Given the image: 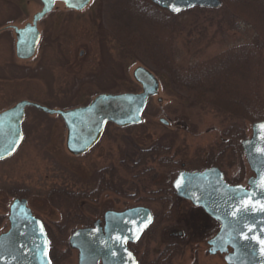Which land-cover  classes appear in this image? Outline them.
<instances>
[{
  "label": "rangeland",
  "instance_id": "rangeland-1",
  "mask_svg": "<svg viewBox=\"0 0 264 264\" xmlns=\"http://www.w3.org/2000/svg\"><path fill=\"white\" fill-rule=\"evenodd\" d=\"M19 3L20 19L17 22L23 26V22H29L34 12L41 8V4L39 0L30 3L20 0ZM150 5V0H92L85 9L77 12L56 3L55 10L42 21V37L34 57L25 60L14 57L15 37L12 40L8 33H0V111L23 99L51 108L67 109L86 105L95 95L103 92H138L141 86L135 81L132 71L140 64L150 69L160 82L159 93L149 99L143 114L144 121L140 125L120 128L108 124L100 142L81 156L67 151L66 129L57 115L26 107L22 123L24 139L14 155L0 162V213H6L14 195L12 192L10 195L5 187L15 185L21 195L26 194L35 213L46 219L56 218L64 208L51 205L47 200V191L51 187L90 192L96 186L97 171L113 167L115 179L119 176L123 185L122 194L106 190L96 201L86 200L82 208L89 217L94 219L107 209L122 210L140 205L157 213H167L163 210H172L174 205L179 214L189 217V230L184 228L186 244L173 262L227 264L222 254L208 252L207 240L217 230L215 221L213 226L203 211L181 197H175V201L167 206L150 198L151 193L163 187L161 185H167L168 170L156 168L142 182L145 189L143 185H137L136 193H130L128 187L134 178L120 165L121 153L129 150L122 139L148 146L171 133L176 136L175 146L182 154V157L177 155L176 158L182 163H189L186 166L188 170H201L206 150H216L214 145L221 141V131L228 122H242L209 106L188 103L181 106L176 102L178 92L169 75L164 71L154 72L147 65L149 59L158 64L162 61V57H152L149 50L148 39L153 29L143 16ZM220 6L195 7L177 14L159 8L165 12L166 21L170 24H167L169 34L166 33V45L174 64L190 67L234 46L261 42L248 23ZM141 13L143 16L140 17ZM262 52L264 57L263 46ZM13 69H16L15 75L12 74ZM232 69L236 73L241 71L237 64ZM256 78L262 81L260 91L264 95V60L263 69L258 71ZM233 87L231 85L232 90ZM161 118L166 123L160 121ZM242 124L245 136L249 137L252 122L244 121ZM221 164L219 167L229 183L245 184L252 175L244 152L239 155L226 151ZM171 229L173 226L170 224H162L152 234L144 236L139 243L138 255H145L148 260L155 258Z\"/></svg>",
  "mask_w": 264,
  "mask_h": 264
},
{
  "label": "water",
  "instance_id": "water-1",
  "mask_svg": "<svg viewBox=\"0 0 264 264\" xmlns=\"http://www.w3.org/2000/svg\"><path fill=\"white\" fill-rule=\"evenodd\" d=\"M41 8L23 27H14L15 54L18 59H30L40 40L38 22L53 10L56 2L65 8L82 10L91 0H40ZM171 14L192 7L218 8L221 0H150ZM179 8L180 11H174ZM141 86L138 92L95 95L86 105L67 109L51 108L27 99L0 111V160L11 156L23 139L22 122L25 108L33 107L49 115H57L66 129L65 147L75 156L88 152L101 138L107 123L128 127L143 120L149 97L159 93L160 82L146 66L137 65L132 71ZM160 101L161 98L158 97ZM160 121L166 123L164 119ZM264 120L251 124V135L241 141L242 150L252 175L245 184H230L216 166L200 171L181 170L172 182L177 196L190 200L219 223V229L207 244L208 252L224 253L227 264H264V251L258 239H264ZM179 182V187L177 186ZM251 200L256 207L236 213L244 202ZM234 213H236L234 215ZM105 235L99 228L77 230L71 243L79 249V264H95L101 256L103 264H137L125 243L137 242L152 220L145 206L122 211L108 210L104 214ZM10 229L0 236V264H50L48 239L42 222L33 216L26 199L16 198L10 205ZM249 227L252 231H249ZM96 230L100 234L96 233ZM96 237V242L93 240ZM99 248H98V244Z\"/></svg>",
  "mask_w": 264,
  "mask_h": 264
},
{
  "label": "trees",
  "instance_id": "trees-1",
  "mask_svg": "<svg viewBox=\"0 0 264 264\" xmlns=\"http://www.w3.org/2000/svg\"><path fill=\"white\" fill-rule=\"evenodd\" d=\"M221 6L232 16L239 17L248 23L258 38L261 39V42L234 46L228 51L221 52L190 67L179 66L174 64L172 57L169 56L170 52L166 45L168 40L166 33L169 34L168 25L170 24L166 21L165 12L160 11L156 5L152 4L144 11L145 16L141 13L140 17H146L150 29H153L152 35L154 37L150 35L148 39L152 57H162V61L158 64L149 59L147 65L154 72L164 71L169 75L173 87L178 92H176L175 98L179 105L183 106L186 103L202 104L230 116L233 120L253 122L264 118V95L260 91L262 81H258L256 78L258 71L263 69L264 60L262 52V46L264 47V0H223ZM234 64L239 65L240 73L232 71ZM231 85H234L233 90ZM242 122L240 124L228 122L221 131V141L214 145L216 150L213 148L206 150V157L202 159L201 166H221L226 151H234L239 155L243 153L241 140L246 137V133ZM122 140L129 150L124 151V154L121 153L120 165L134 178L130 186L128 185L130 193H136L137 185H143L142 182L144 183L148 174L155 172L156 168H162L168 170L167 185H161L163 187L151 193L150 198L160 200L164 206L175 201L171 183L182 168V162L176 158L177 155L182 157L175 146L176 136L169 133L148 146H140L126 138ZM188 164H185V168ZM105 169H107L106 172ZM96 175V186L90 192L87 190L73 191L65 187L53 186L47 191V196L48 198L68 199L70 201L68 204L69 212L76 213L80 199L97 198L106 190L122 194L123 185L119 176H116L115 179L113 167L101 169L99 172L97 171ZM135 180L140 181L134 183ZM143 188L145 189L146 186L143 185ZM175 209L176 207L173 205L172 210L165 208L163 212L178 213V210L175 211ZM171 256L172 254L164 253L161 261L167 263Z\"/></svg>",
  "mask_w": 264,
  "mask_h": 264
},
{
  "label": "flooded vegetation",
  "instance_id": "flooded-vegetation-1",
  "mask_svg": "<svg viewBox=\"0 0 264 264\" xmlns=\"http://www.w3.org/2000/svg\"><path fill=\"white\" fill-rule=\"evenodd\" d=\"M27 1L29 3L32 2V0H27ZM19 2H20V0H0V33H3V32L8 33L12 40L14 38V27L17 26L18 28H21L24 26V25L23 26L20 25L19 22H17L20 19L19 8H21V5ZM23 8H24V5H23ZM73 11H76V10H73ZM80 11H82V10H78L77 12H80ZM44 18H42L37 24V28L41 32V37H42V29L44 26L42 21ZM31 19H32V17H31ZM27 21L28 20H25L24 21L25 23L23 22V24H26ZM41 23H42V25H40ZM40 40H41V38H40ZM80 55H82V52L80 53ZM14 57H16L15 54H14ZM15 72H16V69H13L12 74L15 75ZM100 140H99V142H100ZM5 160H7V158L4 160H0V162H3ZM181 165H182V168L180 170L185 168L184 162L181 163ZM215 166H218V165H215ZM104 168H106V167H104ZM219 168L221 169V167H219ZM184 170H188V169H184ZM99 171H100V169H99ZM5 188H8L7 191L9 194L12 192V194H14V195H12L13 196V198L11 199L12 201H10L8 204V208H7L6 213H3V212L0 213V236L2 234L6 233L10 229L11 224H10V220H9V212H10V205L13 202V200L16 198L26 199V205L31 210V213L33 214V216L38 218L43 224L45 234H46V237L48 239V246H49L48 256H49L50 264H66L67 262H71L72 264L73 263L79 264L78 263L79 249L74 247L70 241L71 236L77 230L89 229V228H95V229L99 228L101 231V234H103V235L106 234L105 233L106 222L104 219V214L106 211L112 210V209L105 210L100 216L98 215L93 219V218L89 217L87 215V213L84 212L85 210L82 208V206L86 200L96 201L97 198H92V199L83 198V199L78 200L80 202L77 205L78 211L76 213L69 212L68 204L70 201L68 199H63V198H59V197L48 198L47 200L50 202L51 205L62 207V208H64V210H62L61 213L58 216H56V218L51 217V218L46 219L42 215L35 213V211L32 209V206L28 202L27 196H25L26 194H24V196L21 195V193L19 192L18 186L11 185V186H6ZM12 189H13V191H10ZM80 190H82V189H80ZM17 191H18V193H17ZM174 194L176 195L175 192H174ZM175 197L178 198L179 196L176 195ZM140 206H143V205H140ZM131 207H133V206H131ZM145 207H147V206H145ZM194 207L203 211L204 215H206V217L208 218L207 220L209 222H211V224L214 226V224H213L214 221L204 211L203 208L198 207V206H194ZM127 208H129V207H126L122 210H125ZM149 209H150L151 215H152L151 223L149 224L147 229L143 232V234L141 235V237L139 238V240L137 242L133 243V242L128 241L125 243V246L127 247L128 250H130L134 254V256L137 260V264H175L173 262V260L180 254V252L182 250L181 247L185 246V244H186L184 242L185 239L183 236H184V228H186V230H189L188 229L189 228V223H188L189 217L187 216V214L184 215V214H179V213H173V214L157 213L154 209H151V208H149ZM122 210H113V211H122ZM50 216H52V215H50ZM162 224L163 225L164 224H170L171 226H173V229H171L168 232L169 237L165 241L163 248L160 249V251L157 253V256L151 260H148L145 255L139 256L138 255V247L140 245L139 243H141L140 240L144 236H145L144 238H146V236H148L149 233L152 234V232L156 231L160 226H162ZM212 225H211V227H212ZM211 227L209 226L208 230H210ZM208 230L206 229L207 236L209 235ZM96 233L100 234V232L97 230H96ZM96 239L97 238L94 237L93 240L96 242ZM97 244H98V242H97ZM98 248H99V244H98ZM99 250H100V248H99ZM164 253L172 254L170 261H168L167 263H165L164 261H161ZM216 254H218V253H216ZM95 264H103V260H102L101 256L98 257ZM193 264H197V263L194 261Z\"/></svg>",
  "mask_w": 264,
  "mask_h": 264
},
{
  "label": "snow or ice",
  "instance_id": "snow-or-ice-1",
  "mask_svg": "<svg viewBox=\"0 0 264 264\" xmlns=\"http://www.w3.org/2000/svg\"><path fill=\"white\" fill-rule=\"evenodd\" d=\"M173 10H174V11H177V12L180 11L179 8H174ZM260 127H261L262 129H264V125H261ZM0 158H3V157L0 156ZM262 183H264V181H262ZM177 186L179 187V182H178ZM250 206L253 207V208H255V207H256V203H255L254 201H251V200H246V201L244 202V206H243V208H237L236 213H238V212H240V211H246V210H248V208H249ZM259 207H260V210H261V211H264V204H260ZM236 213H234V215H235ZM249 231H252V228H251V227H249ZM257 239H258V242H259V243L261 244V246H262V251H264V239H259V238H257Z\"/></svg>",
  "mask_w": 264,
  "mask_h": 264
}]
</instances>
